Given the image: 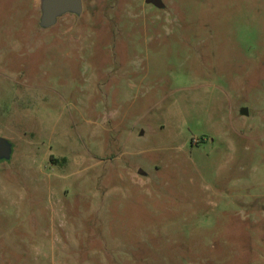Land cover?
I'll list each match as a JSON object with an SVG mask.
<instances>
[{
    "label": "rangeland",
    "instance_id": "374dc122",
    "mask_svg": "<svg viewBox=\"0 0 264 264\" xmlns=\"http://www.w3.org/2000/svg\"><path fill=\"white\" fill-rule=\"evenodd\" d=\"M163 1L0 0V264H264V0Z\"/></svg>",
    "mask_w": 264,
    "mask_h": 264
},
{
    "label": "water",
    "instance_id": "95a60500",
    "mask_svg": "<svg viewBox=\"0 0 264 264\" xmlns=\"http://www.w3.org/2000/svg\"><path fill=\"white\" fill-rule=\"evenodd\" d=\"M158 7L165 5L163 0H146ZM41 21L40 24L44 28H48L58 21L59 17L66 13H74L80 15L83 11V0H41ZM243 113H248L245 108ZM13 150V144L10 140L0 136V160L10 159ZM145 174L144 170H140Z\"/></svg>",
    "mask_w": 264,
    "mask_h": 264
},
{
    "label": "trees",
    "instance_id": "16d2710c",
    "mask_svg": "<svg viewBox=\"0 0 264 264\" xmlns=\"http://www.w3.org/2000/svg\"><path fill=\"white\" fill-rule=\"evenodd\" d=\"M66 158H63V160H65Z\"/></svg>",
    "mask_w": 264,
    "mask_h": 264
}]
</instances>
